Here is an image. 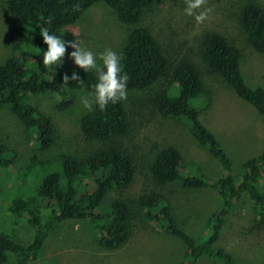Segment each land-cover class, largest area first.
I'll list each match as a JSON object with an SVG mask.
<instances>
[{
  "label": "trees",
  "instance_id": "1",
  "mask_svg": "<svg viewBox=\"0 0 264 264\" xmlns=\"http://www.w3.org/2000/svg\"><path fill=\"white\" fill-rule=\"evenodd\" d=\"M98 3L111 8L122 24L138 25L119 53L129 78L127 95L152 89L172 74L169 86L159 89L152 98L153 110L164 118L188 123L192 136L223 166L221 179L210 181L198 167L195 170L198 176L194 177L182 153L172 147L159 150L153 159L142 165L134 150L123 144L132 126L126 99L109 104L102 111L94 107L81 120L80 130L85 140L104 143L103 148L79 159L67 155L53 159L47 156L46 151L53 148L56 140L54 124L38 108L26 103L27 98L49 94L56 98L59 110H66L74 104L72 91L91 92L96 76L94 72L86 74L78 68L52 77L42 64V52L47 46L39 35V27L47 26L60 35ZM156 4L157 0L9 1L7 9L17 27L10 39L14 55L0 65V109H8L20 120L19 128L34 153L28 166L17 170V176L25 186L34 177L37 199H17L7 207L9 213L27 217L35 233L29 245L16 242L13 235L0 233V264L11 260L17 264H35L50 234L69 222H88L97 234L95 244L101 252L120 251L134 238L136 208H140L139 216L144 225L162 230L184 244L186 252L182 264H198L205 257L223 264H242L245 255H238L222 245V241L231 213L244 198L251 202V212L264 231V145L235 175L226 150L200 123L199 111L192 106V102L209 95L197 66L188 59H181L172 70L163 46L150 29L141 26L145 14ZM237 4L239 27L252 48L264 54L263 5L259 0H241ZM202 48L209 70L219 75L240 100L256 109L264 121V88L247 85L241 71L240 48L218 32L205 34ZM28 57L34 60V69L24 68L23 59ZM73 72L83 82L69 80L64 84V76L71 77ZM17 160V153L0 131V169L14 168ZM143 172L161 190L139 191L138 177ZM173 185L210 191L214 200L218 199L219 209L209 218L203 239L199 240L197 234H190L178 225L170 197L163 192ZM2 190L0 181V193ZM37 200H46L52 208L47 216L42 215Z\"/></svg>",
  "mask_w": 264,
  "mask_h": 264
},
{
  "label": "rangeland",
  "instance_id": "2",
  "mask_svg": "<svg viewBox=\"0 0 264 264\" xmlns=\"http://www.w3.org/2000/svg\"><path fill=\"white\" fill-rule=\"evenodd\" d=\"M9 1L0 0V65L14 55L10 39L17 22L8 12ZM238 1L241 2L205 0L203 7L211 9V12L206 20L197 23L194 17L184 14L185 0H157L154 9L145 14L141 23L142 27L150 29L163 46L172 70L181 59H188L197 66L209 95L192 102V106L199 111L200 123L215 135L226 150L235 175L240 172L242 164L257 156L263 147L264 121L256 109L240 100L219 75L209 70L202 57V45L203 37L208 32L224 34L242 52L241 71L247 85L264 88V54H259L252 48L239 27ZM259 2L264 7V0ZM137 28L138 25L122 24L111 8L105 3H98L76 24L62 30L61 38L66 44L78 39L82 46L94 54L103 52L106 48L121 53L129 36ZM71 51L73 49L70 47L66 49L62 66L55 68V75L78 69L68 56ZM23 66L34 69V60L30 57L23 59ZM171 79L172 74L152 89L127 95L126 106L132 126L123 144L134 150L142 165L153 159L159 150L176 148L182 153L189 173L197 177L195 170L198 167L202 175L216 182L223 177L224 168L192 136L188 123L164 118L153 110L152 98L159 89L167 88ZM87 93L84 90L72 91L74 104L66 110H59L56 98L49 94L31 95L27 98L26 103L38 108L54 124L55 144L51 150L46 151L51 159L62 155L79 159L105 146L104 143L86 141L80 130L82 118L89 113L80 102L81 96ZM19 125H22L20 120L8 109H0V131L18 156L14 168L0 169L3 187L0 193V233L13 235L16 242L29 245L34 239L35 231L27 217H19L7 210L14 200L37 199L34 177L25 186L17 176V170L27 167L34 154ZM43 155L40 154L41 157ZM138 186L139 191L161 190L147 179L145 172L140 173ZM163 192L170 197L178 225L190 234H197L199 240L206 237L208 220L219 209L218 199L214 200L210 191H194L177 185L168 186ZM37 201L42 215L47 216L52 208L46 200ZM139 213L140 208H136L134 238L120 251L101 252L95 244L97 234L88 222H69L50 234L40 260L35 264H182L186 252L184 244L162 230L144 225ZM226 227L222 245L238 252V255L243 253L245 257L242 264H264V231L251 212L249 200L244 198L241 201L231 213ZM6 264L17 263L11 260ZM198 264L223 263L205 257Z\"/></svg>",
  "mask_w": 264,
  "mask_h": 264
},
{
  "label": "clouds",
  "instance_id": "3",
  "mask_svg": "<svg viewBox=\"0 0 264 264\" xmlns=\"http://www.w3.org/2000/svg\"><path fill=\"white\" fill-rule=\"evenodd\" d=\"M185 2L184 14L194 17L197 23L206 20L211 12V9L203 7L205 0H185ZM39 35L47 46L46 51L42 52V64L49 69L52 77L55 75V68L62 66L68 47L73 49L68 56L75 66L86 74L95 73L96 82L92 86L93 90L81 96L80 102L85 110L91 112L95 107L102 111L109 104H116L127 98L129 78L123 70L122 58L117 51L106 48L103 52L94 54L90 49L82 46V42L78 39L66 44L61 38L62 34H54L47 26L39 27ZM69 80L83 82L76 72H73L71 77L64 76V84L69 83Z\"/></svg>",
  "mask_w": 264,
  "mask_h": 264
}]
</instances>
